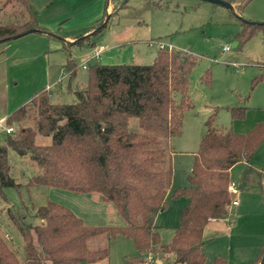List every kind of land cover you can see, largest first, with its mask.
Returning <instances> with one entry per match:
<instances>
[{
    "label": "trees",
    "instance_id": "trees-1",
    "mask_svg": "<svg viewBox=\"0 0 264 264\" xmlns=\"http://www.w3.org/2000/svg\"><path fill=\"white\" fill-rule=\"evenodd\" d=\"M232 1L239 10L249 0ZM0 10L7 11L8 21H0V43L30 30L55 36L39 23L30 0H0ZM241 21L242 29L235 35L237 47L259 30L264 33V24ZM106 24L101 23L96 33ZM197 61L192 52L160 48L149 64L90 63L85 85L74 90V102H53L44 89L7 117L6 123L19 129L4 130L0 141V194L7 198L5 188L20 192L22 186L10 172V150L29 154L38 173L30 176L28 187L98 192L103 201L115 206L124 224L88 225L68 206L48 200L35 207L40 223L25 227L17 223L24 239L21 255L0 226V264H98L109 257L110 247L91 248L88 241L100 235L109 241L118 235L133 240L139 255L120 264H147L143 254L172 255L174 263L206 264L205 228L210 221L229 215L231 169L249 163L256 153L264 141V121L241 133L220 128L210 118L189 184L172 190L173 169L170 163L164 165L166 153L159 145L162 137L181 133L184 113L193 107L189 82ZM65 69L69 77L74 76L75 60H67ZM263 78L256 76L254 84ZM229 110L233 120H242L247 106ZM132 118L139 129L131 128ZM39 135L51 136V143H38ZM261 189L264 194V186ZM170 194L187 203L172 239L162 243L156 217L167 208ZM213 264H227V260L216 256ZM251 264H264V243Z\"/></svg>",
    "mask_w": 264,
    "mask_h": 264
},
{
    "label": "rangeland",
    "instance_id": "rangeland-1",
    "mask_svg": "<svg viewBox=\"0 0 264 264\" xmlns=\"http://www.w3.org/2000/svg\"><path fill=\"white\" fill-rule=\"evenodd\" d=\"M230 1L232 9L207 0H30L39 23L55 36L30 32L0 43V124H4L0 141L5 136L7 117L42 90L50 92L53 102H74V90L86 83L89 66L82 67L86 60L89 64H149L162 44L192 52L198 59L189 82L193 107L184 113L181 133L162 137L159 145L166 153L164 165L170 163L173 169L172 190L187 186L206 121L214 118L218 127L236 132H247L264 121V78L256 85L253 80L264 76L263 29L242 46H232L242 29L241 20L264 24V0H249L239 10L237 2ZM6 12L0 10L2 23L8 22ZM101 23L106 26L96 33ZM34 33L42 36L36 39ZM100 45L105 46L101 55L90 59ZM225 46L230 50H223ZM69 59L78 66L72 77L65 69ZM238 105L247 106V112L244 119L236 121L229 108ZM8 126L19 129L17 124ZM130 126L139 129L136 118L131 119ZM37 142L49 144L51 136L39 135ZM9 166L22 186L20 192L5 188L2 192L7 198L0 194V226L20 255L24 239L17 223L24 227L40 223L35 207L48 200L68 206L88 225L124 224L115 206L103 201L98 192L28 187L30 176L38 173L29 154L10 150ZM231 177L240 191V205L232 204L229 219L205 232L206 264H213L216 256L225 258L227 264H251L264 243V141L249 163L232 168ZM167 201V208L156 219L162 243L172 239L187 203L185 198L175 199L171 194ZM88 244L91 248L110 247L109 257L98 264H120L139 255L133 240L123 235L110 241L106 235L96 236ZM143 258L147 264H159L157 259H162V264H182L174 263L172 255L149 259L143 254Z\"/></svg>",
    "mask_w": 264,
    "mask_h": 264
},
{
    "label": "built area",
    "instance_id": "built-area-1",
    "mask_svg": "<svg viewBox=\"0 0 264 264\" xmlns=\"http://www.w3.org/2000/svg\"><path fill=\"white\" fill-rule=\"evenodd\" d=\"M160 47L161 48H164V46L161 44L160 45ZM230 46H225L224 48H223V50H225V51H227V50H230ZM105 48L103 47V46H99V48H97V50L95 51V53L92 55V56H90V59H93V58H96V57H98V56H100L101 55V52L104 50ZM89 59L88 60H86L84 63H83V65H82V67L83 68H87L88 66H89ZM0 127H4V124L3 123H1L0 124ZM5 130H6V132H8V133H15L16 132V128L14 127V126H8V125H6L5 126ZM229 190H230V193H231V196H232V204L233 205H238V203H239V201H238V198H237V196H238V194L240 193V191H239V188H238V186H237V184L235 183V182H231L230 183V185H229Z\"/></svg>",
    "mask_w": 264,
    "mask_h": 264
},
{
    "label": "crops",
    "instance_id": "crops-1",
    "mask_svg": "<svg viewBox=\"0 0 264 264\" xmlns=\"http://www.w3.org/2000/svg\"><path fill=\"white\" fill-rule=\"evenodd\" d=\"M237 7V6H236ZM34 34H36V36H34V37H36V39H38L37 38V36H46L47 34L46 33H41V34H37V33H34ZM68 39H72V38H68ZM36 41V40H35ZM72 41V40H71ZM100 46H103L104 48H105V46L104 45H100ZM62 79V78H61ZM60 78L58 79L59 81L61 80ZM57 80V81H58ZM56 81V82H57ZM53 84V83H52ZM52 84H47L46 86L47 87H49V86H51ZM236 121H238V120H236ZM263 121V120H262ZM241 133H245V132H241ZM242 164H246L247 162H241ZM231 171H232V169H231ZM231 205H232V203H231ZM238 205H240V203L238 204ZM164 211V210H163ZM162 212V211H161ZM159 214V213H158ZM158 216V215H157ZM231 216V206L229 207V215L227 216V217H225V218H223V219H220V220H212V221H210L209 222V224L206 226V228H205V231H204V235L207 233V230H209L210 229V227H212V226H214V227H217L218 228V226H216V225H220L221 223H223V221L225 220V219H229V217ZM156 219H157V217H156ZM206 232V233H205ZM149 259H153V257L152 256H149ZM157 261H158V263L159 264H162L163 263V260L161 259V260H159V259H157Z\"/></svg>",
    "mask_w": 264,
    "mask_h": 264
},
{
    "label": "water",
    "instance_id": "water-1",
    "mask_svg": "<svg viewBox=\"0 0 264 264\" xmlns=\"http://www.w3.org/2000/svg\"><path fill=\"white\" fill-rule=\"evenodd\" d=\"M207 1H210V2H212V3H216V4H221V5H223V6H226L227 8H233V4H232V2H230V1H228V0H207ZM30 32H34L33 30H30ZM22 36V35H21ZM20 37V36H19ZM14 38H17V36H15ZM237 45H238V42L237 41H235V42H233V47H237Z\"/></svg>",
    "mask_w": 264,
    "mask_h": 264
}]
</instances>
